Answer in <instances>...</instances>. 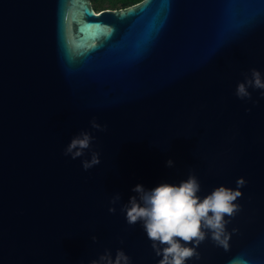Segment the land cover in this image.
Instances as JSON below:
<instances>
[{
	"label": "water",
	"instance_id": "1",
	"mask_svg": "<svg viewBox=\"0 0 264 264\" xmlns=\"http://www.w3.org/2000/svg\"><path fill=\"white\" fill-rule=\"evenodd\" d=\"M252 68L264 76V0L99 11L91 0H0V264H90L117 249L158 264L120 208L136 185H178L193 171L201 198L247 184L227 250L209 234L186 264H264V90L249 89L255 106L235 95ZM81 131L95 140L73 160L64 150ZM92 151L101 163L85 171Z\"/></svg>",
	"mask_w": 264,
	"mask_h": 264
},
{
	"label": "clouds",
	"instance_id": "2",
	"mask_svg": "<svg viewBox=\"0 0 264 264\" xmlns=\"http://www.w3.org/2000/svg\"><path fill=\"white\" fill-rule=\"evenodd\" d=\"M244 75L245 80L237 85L235 95L255 106L259 101L252 99L249 89L264 90V76L255 68L250 70V75ZM261 98H264V91H261ZM246 110L252 111L251 108ZM90 123L95 130L107 131V125H101L95 118ZM94 140L90 132L81 131L66 146L64 155L73 160L83 157ZM100 163V153L92 151L90 159L82 160V167L88 171ZM167 166L174 167V161L169 159ZM246 184L247 180L240 177L236 181V189L219 186L201 198L198 195L202 190L201 183L193 171L178 185L161 183L150 190L143 185H136L132 191L137 195L132 196L120 211L126 213L128 225L141 223L148 239L152 241L155 254L162 257L158 264H186L189 260L201 259L198 248L209 238V234L213 243L227 250L231 234L238 231L233 228L232 233L228 232L227 225L241 211L242 206L236 201L243 196L240 189ZM120 201L121 195L116 193L110 200L112 206L108 211L115 214ZM91 239L93 242L98 241L96 236ZM120 243L123 244L124 240L121 239ZM90 264H132V259L123 249H117L115 257L111 250H105Z\"/></svg>",
	"mask_w": 264,
	"mask_h": 264
},
{
	"label": "trees",
	"instance_id": "3",
	"mask_svg": "<svg viewBox=\"0 0 264 264\" xmlns=\"http://www.w3.org/2000/svg\"><path fill=\"white\" fill-rule=\"evenodd\" d=\"M93 7L99 11V10H105V9H124L131 7L142 0H91Z\"/></svg>",
	"mask_w": 264,
	"mask_h": 264
}]
</instances>
